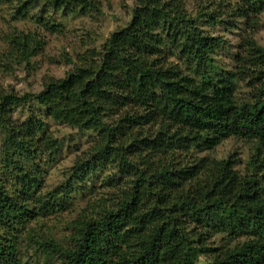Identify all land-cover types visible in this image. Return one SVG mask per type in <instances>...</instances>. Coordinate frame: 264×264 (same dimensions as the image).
<instances>
[{
    "label": "trees",
    "instance_id": "1",
    "mask_svg": "<svg viewBox=\"0 0 264 264\" xmlns=\"http://www.w3.org/2000/svg\"><path fill=\"white\" fill-rule=\"evenodd\" d=\"M199 2L197 19L207 25L243 21L233 72L192 70L211 63L222 41L195 27L185 0H136L130 21L99 50L56 59L73 66L62 78L43 79L37 94L0 89V169L9 176L0 175V264H22L19 236L29 221L72 202L75 186L104 168L113 170L109 189L74 219L70 246L51 238L35 242L46 258L59 264H198L201 257L209 264H264V48L254 39L264 0ZM0 5L9 6L12 22L34 26L1 34L0 70L8 74L28 67L41 51L40 31L61 33L54 16L101 14L97 0ZM237 82L248 90L240 103ZM32 102L52 121L96 135L65 184L44 196L39 163L59 143L35 113L14 121V109ZM227 140L249 147L243 169L236 154L198 157Z\"/></svg>",
    "mask_w": 264,
    "mask_h": 264
},
{
    "label": "rangeland",
    "instance_id": "2",
    "mask_svg": "<svg viewBox=\"0 0 264 264\" xmlns=\"http://www.w3.org/2000/svg\"><path fill=\"white\" fill-rule=\"evenodd\" d=\"M97 1L101 9V14L98 16L93 15L85 18L71 15L54 16V23L62 25L61 33L50 35L47 32L40 31L41 37H43L42 42L44 43L41 51L31 58L28 67L14 66L10 74L0 70V89L13 91V93L18 95L37 94L42 90L43 79L62 78L67 71L72 69V65L64 64L56 59H60L66 54L74 60L77 54L87 49L95 48L99 50L111 33L124 27L130 21L132 8L136 2V0ZM199 1L185 0V10L188 14L187 16H189L188 18L194 21L195 27L202 34L218 37L222 43L209 55L211 63L209 62L201 69L193 68L192 70L194 72L197 71L199 74L206 73L212 76H218L228 71L233 72L235 55L238 52V46L245 32L243 21L228 23L222 22L224 21L222 19L213 25H207L204 20L197 19ZM219 1L221 0H213V2L218 3ZM225 1L235 4L237 0ZM213 2L211 0H203L204 5H208V7ZM211 8L218 13L215 6H211ZM32 13L35 15L37 12L33 11ZM259 17L260 26L254 31V39L258 46L264 48V13ZM30 22H12L9 6L0 5V54L5 50L1 34L8 27L13 26L18 29L34 28ZM231 24H234V26ZM162 34L166 37L165 32ZM171 61L178 63L175 56H171ZM235 86L234 97L236 102L240 103L248 98V90L240 82H237ZM32 113H35L43 121L52 139L59 143L55 154L49 159L46 156H42V160L39 163L44 171L40 188V194L44 196L65 184L75 159L90 148L96 139V135L89 132H80L77 129L52 121L33 102L15 108L13 119L17 124H21L29 119ZM249 152V147L246 144L237 140H227L212 153H203L198 155V157L211 156L215 159H223L230 154H236L237 169L241 170L245 165ZM112 171L111 168H104L97 174L92 175L84 183L75 186L70 194L72 202L29 221L19 236L21 247L19 256L21 255L22 257H20L22 264H59L54 258H46L44 253L36 248L35 242L42 238H51L63 247L70 246L71 224L81 211H86L87 205L93 198H99L107 193L109 189L107 179L112 175ZM0 175H2L1 169ZM5 177L9 178V176L2 175L3 179ZM10 184V182L6 183L8 189H10ZM198 264H209V261L201 257Z\"/></svg>",
    "mask_w": 264,
    "mask_h": 264
}]
</instances>
